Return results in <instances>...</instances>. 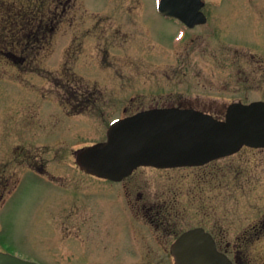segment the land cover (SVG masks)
Instances as JSON below:
<instances>
[{
  "label": "rangeland",
  "instance_id": "obj_1",
  "mask_svg": "<svg viewBox=\"0 0 264 264\" xmlns=\"http://www.w3.org/2000/svg\"><path fill=\"white\" fill-rule=\"evenodd\" d=\"M13 1L0 0V20ZM203 1L207 23L189 29L177 49L164 48L177 25L152 13L144 18L153 23L156 37L145 29L141 16L143 9L153 11V0H73L57 18L50 45L32 64L34 74L0 57L4 193L20 178L0 204L1 253L36 264L92 259L113 264L118 249L122 262L126 229L114 195L92 197L107 249L90 252L67 229L70 223L62 214L69 199L62 185L27 171V161L44 151L62 149L66 155L96 144L107 122L122 114L182 102L221 119L231 103L264 101V0ZM76 91H86L91 100L85 117H69L60 104ZM74 151L64 164L75 165ZM129 179L140 189L137 198L141 193L153 201L175 197L181 212L168 228L170 241L196 226L226 231L232 238L264 213V150L241 148L200 168H139ZM137 229L146 228L138 223Z\"/></svg>",
  "mask_w": 264,
  "mask_h": 264
},
{
  "label": "flooded vegetation",
  "instance_id": "obj_2",
  "mask_svg": "<svg viewBox=\"0 0 264 264\" xmlns=\"http://www.w3.org/2000/svg\"><path fill=\"white\" fill-rule=\"evenodd\" d=\"M72 1L63 0L64 5L60 9L61 4L58 6L57 0H49L48 4H45L46 1L43 3L40 0L13 1L6 7L0 20V57L17 67H22L19 69L20 72L34 74L32 64L40 60L39 56L45 52L46 45L54 37L57 23H59L57 18L70 9ZM156 7L157 2L153 0V11L143 9L141 16L145 29L149 31L151 37H156L157 30L151 27L153 23L145 20L144 17L148 15L156 13L164 21L179 27L168 45L164 46L160 43L165 49H177L176 47L184 42L189 29L201 26L187 28L175 19L160 15ZM205 18L204 24L207 23L206 15ZM106 29L101 30L100 36L105 34ZM177 34L178 37L175 39ZM56 88L58 92L59 89L57 86ZM61 102L64 109L67 110L88 107L91 100L84 91L71 94L70 97H64ZM168 107L193 108L182 102H176L174 106ZM168 107L155 106L149 109ZM55 142L62 144V141ZM61 150L54 149L52 152L40 153L39 157L35 156L32 160L27 161L26 168L27 171L46 180L49 184L62 185V191L65 197L69 199V203L63 207L62 216L70 223V227L67 229L71 236L82 239L84 246L90 249V252H100L107 249V243L104 239L106 229L101 218L92 209L91 200L93 196L102 197V192H111L117 202L119 213L124 217L127 238L124 260L120 262L121 257L117 249L112 255L113 264H174L170 249L177 235H173V241H170L168 238L172 234L169 233L168 228L172 221H177L175 219L180 217L181 212L177 209L176 203L173 202L175 201L174 196L164 198L161 201L160 199L153 201L151 195H142L143 193H141L137 198L135 191L140 189L137 188L135 181L128 180L129 177L121 182H112L88 175L81 171L77 165H70L69 162L67 165L64 164V159L73 156L70 153L72 150L68 151L66 155L62 154ZM91 179L97 184H93ZM19 180L20 178H17V184ZM6 183L0 182V189L2 190L0 202L3 200V188L6 187ZM138 223L146 229L138 230ZM208 232L214 240L217 251L224 254L232 263L264 264V213L254 223L238 231L232 238L228 236L226 231L219 229ZM154 253L161 255V257H154ZM82 264L105 263L92 259L86 260Z\"/></svg>",
  "mask_w": 264,
  "mask_h": 264
},
{
  "label": "water",
  "instance_id": "obj_3",
  "mask_svg": "<svg viewBox=\"0 0 264 264\" xmlns=\"http://www.w3.org/2000/svg\"><path fill=\"white\" fill-rule=\"evenodd\" d=\"M201 0H161L164 15L188 25L203 23ZM241 146L264 147V103L232 104L225 121L194 110H152L115 122L107 141L77 153L86 172L121 180L138 166L157 168L200 166L231 155ZM175 264H231L216 252L203 229L190 230L172 246ZM0 264H34L0 253Z\"/></svg>",
  "mask_w": 264,
  "mask_h": 264
}]
</instances>
